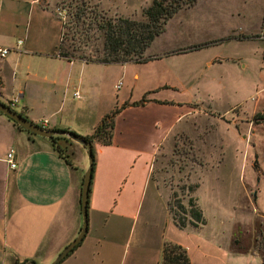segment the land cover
<instances>
[{
	"label": "crops",
	"instance_id": "1",
	"mask_svg": "<svg viewBox=\"0 0 264 264\" xmlns=\"http://www.w3.org/2000/svg\"><path fill=\"white\" fill-rule=\"evenodd\" d=\"M20 1L0 0V46L10 49L9 55L0 59V102L9 105L17 99L14 109H20L18 114L29 122L46 130H67L83 137L92 135L106 115L120 108L114 119L111 144L104 146L96 141L92 144L94 170L86 236L61 264H161L166 243L184 248L190 264H228L230 257L243 255L230 249L231 236L224 238L211 230L206 203L200 197L201 185L191 181V174L187 180L196 186L191 197L201 209L205 224L180 229L167 209L172 225L169 234L157 232L149 240L141 233L137 244L143 245L130 247L134 236L128 234L134 216L132 205L143 195L137 192L134 175H141L140 190L151 187L150 197L162 198L161 184L151 182L152 160L171 138L183 136L191 140L190 126L196 127L197 117L204 113L196 106L187 108L163 93L175 90L174 84L164 81V76L173 73L167 69L169 61L191 54L197 47L186 43L175 50L158 52L152 43L143 56L148 61L143 63L70 62L58 56L62 23L46 33L42 24L33 22L36 17H51L40 0H22L27 9L26 21L22 23L21 11L11 12L15 2ZM199 2L196 0L191 8ZM202 3L208 13L214 10L213 5L221 7V38L236 39L239 43L260 42L256 36L264 34V0H203ZM127 4L122 2L125 7ZM234 17L237 22L231 24ZM18 41H22L21 46H17ZM216 61H207L205 68L210 69ZM76 62H81V67L92 68L83 69L75 77L72 69ZM131 70V79L148 100L143 106L131 105L139 100H133L129 91L121 99L111 98V88L116 90L121 80L127 81ZM70 91L72 97L78 94L72 104L66 95ZM80 94L83 100L79 99ZM232 123L236 124L235 120ZM31 135L0 113V264L24 260L50 264L76 238L82 226L80 197L88 166L86 151L87 162L83 167L77 152L65 151L60 156L51 139ZM10 150L14 151L16 163L13 170L5 161ZM139 156L145 162L143 169L135 166L134 159L139 160ZM165 193L167 208L168 188ZM217 205L213 195L208 208L221 219L222 210Z\"/></svg>",
	"mask_w": 264,
	"mask_h": 264
},
{
	"label": "rangeland",
	"instance_id": "2",
	"mask_svg": "<svg viewBox=\"0 0 264 264\" xmlns=\"http://www.w3.org/2000/svg\"><path fill=\"white\" fill-rule=\"evenodd\" d=\"M119 1L40 0L42 8L47 9L51 17H36L33 22L42 24V30L46 33L62 22L64 52L70 57L90 55L92 50L101 49L103 42L102 33L95 26L99 20L95 18L96 12L106 18L142 20V10L152 0ZM123 1L128 2L126 7L122 5ZM21 2L22 0L17 4L15 2L12 8L14 11H10H21V22L24 23L27 9ZM202 2L200 0L194 8L180 10L166 23L164 33L153 41L158 52L175 50L186 43L197 47V51L167 63V69H171L173 73L164 76V81L174 84L175 90L163 93L185 107L196 106L204 113L197 117L196 127L190 126L189 129L195 142L183 136H175L162 146L158 156L152 160L151 182L161 184L159 193L162 198L150 197L151 187H142L140 190L141 175H134L137 192H143V195L132 205L134 216L130 219L128 234L132 236L134 233V236L130 247L143 245L137 244L141 233H145L149 240L157 232L169 234L172 225L163 197L167 188L173 213L178 219L189 220V191L193 185L188 182L187 177L191 174V181L201 185L200 197L207 205L205 210L211 230L224 238L225 235L229 238L231 236V250L236 248L233 245L236 238L239 239L240 246L251 247L248 254L234 259L230 257L228 264H261L260 255L253 248V237L257 220L264 219V123L255 124L254 118L257 115L264 116V50L258 41L239 43L236 39L221 38V7L213 5L214 10L208 13L203 10L205 5ZM57 8L64 9V15L59 17L55 12ZM76 11L83 13L77 24L73 18ZM234 22H237L236 17L231 18L230 23ZM90 23L91 29H87ZM88 36L91 39L87 42L88 45H82V50L72 49L75 44L87 41L85 38ZM214 59L218 62L206 69L205 63ZM81 64L76 62L72 69L73 76L75 74L77 77L85 68H92L81 67ZM163 69L167 70L164 65ZM131 75L133 70L127 81L121 80L118 90L111 88L109 92L112 99L116 96L121 99L128 91L133 100L142 98L141 90L133 82ZM6 84L10 82L7 81ZM66 95L70 104L74 102L73 98H78L72 97V91ZM82 97L80 94L79 99L83 100ZM13 110L20 112L17 108ZM234 120L236 124L232 123ZM69 146L67 154L70 151L77 152V158L83 160L84 167L87 158L83 147L73 141ZM138 158L139 160L134 159L137 162L135 166L145 168L144 160L141 156ZM213 195L218 208L222 210L221 219L208 208ZM178 203L184 206L186 214L176 209ZM126 241L123 245H126Z\"/></svg>",
	"mask_w": 264,
	"mask_h": 264
},
{
	"label": "trees",
	"instance_id": "3",
	"mask_svg": "<svg viewBox=\"0 0 264 264\" xmlns=\"http://www.w3.org/2000/svg\"><path fill=\"white\" fill-rule=\"evenodd\" d=\"M195 3L196 0H152L151 4L142 10V20H133L122 17L106 18L96 12L95 18L100 21L98 20V22L95 23V26L96 30L102 33V48L92 50L90 55L70 57L68 53L63 50L64 42L62 38L58 48V56L70 62L82 61L84 63L102 65L146 62L148 59L143 58L145 51L150 47L153 41L165 31L166 23L180 10L191 8L195 5ZM82 15V11H76V14L73 16L75 24L79 23ZM91 25L92 24L90 23L87 26V29H91ZM85 39L87 41L75 44L72 49L74 51L82 50V45H88L87 42L90 41L91 37L88 36ZM146 102H148V100L145 96H143L138 102H134L131 105L143 106ZM125 106H127V104L123 107ZM119 112L120 108H115L110 114L106 115L101 120L100 124L95 128L92 135L85 137L76 135L91 145L95 141L104 146L110 145L112 130L114 128V119ZM254 123H264V116L257 115L254 118ZM18 128L20 127L18 126ZM51 141L55 151L60 156L65 154L64 152L69 147L71 142L69 139L63 137H53L51 138ZM195 188L196 186H192L189 193H193ZM188 206L190 208L189 220L186 218L178 219L173 213L170 199L168 200L167 209L171 215L174 225L180 229L185 228L186 226L198 228L199 226L204 225L205 219L194 198L190 197L188 200ZM176 209H178V211L182 214H186L184 206L180 203L176 205ZM233 245L236 247L232 250L235 254H248L251 250V247L245 248L240 246L238 238L233 241ZM253 248H255L260 255L261 264H264V219L257 220L255 235L253 237ZM16 264H34V261L24 260L23 262H16ZM161 264H190V260L184 248L176 244L166 243L162 248Z\"/></svg>",
	"mask_w": 264,
	"mask_h": 264
},
{
	"label": "water",
	"instance_id": "4",
	"mask_svg": "<svg viewBox=\"0 0 264 264\" xmlns=\"http://www.w3.org/2000/svg\"><path fill=\"white\" fill-rule=\"evenodd\" d=\"M0 113L6 116L8 119L12 120L17 126L30 134L48 139H51L53 137H63L81 145L86 151L88 166L83 175L80 197V213L82 218V226L76 238H74L67 246H65L62 251L55 257V259L50 263L61 264L82 243L88 230V203L94 164L92 145L80 139L74 132L67 130H46L44 128H41L29 122L23 116L10 109L2 102H0Z\"/></svg>",
	"mask_w": 264,
	"mask_h": 264
},
{
	"label": "built area",
	"instance_id": "5",
	"mask_svg": "<svg viewBox=\"0 0 264 264\" xmlns=\"http://www.w3.org/2000/svg\"><path fill=\"white\" fill-rule=\"evenodd\" d=\"M55 12L57 13V15L59 17H61L62 15H64L65 10L64 9H55ZM61 21V20H60ZM62 23V22H61ZM256 39H258L262 46H263V50H264V34H259L256 36ZM22 45V41H18L17 42V46H21ZM10 53V49L6 48V47H2L0 46V59H4L6 58ZM120 87V83L116 86L117 89H119ZM75 97H78V94L75 93L74 94ZM17 102V99L13 100L9 105H7L10 109L13 110V108L15 107V104ZM6 163L8 164L9 168L11 170L16 168V163H15V158H14V151L10 150L7 154H6V158H5Z\"/></svg>",
	"mask_w": 264,
	"mask_h": 264
}]
</instances>
